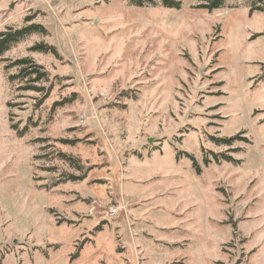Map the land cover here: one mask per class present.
I'll return each instance as SVG.
<instances>
[{
  "label": "rangeland",
  "instance_id": "obj_1",
  "mask_svg": "<svg viewBox=\"0 0 264 264\" xmlns=\"http://www.w3.org/2000/svg\"><path fill=\"white\" fill-rule=\"evenodd\" d=\"M180 1L0 0V31L48 29L3 57L51 87L10 83L0 60V264H264V0Z\"/></svg>",
  "mask_w": 264,
  "mask_h": 264
},
{
  "label": "trees",
  "instance_id": "obj_2",
  "mask_svg": "<svg viewBox=\"0 0 264 264\" xmlns=\"http://www.w3.org/2000/svg\"><path fill=\"white\" fill-rule=\"evenodd\" d=\"M200 3L196 5V8L203 9L208 12H212L217 9H221L225 5L226 0H199ZM261 2V0H259ZM128 3L132 6L136 7H148V6H158L160 3L161 6L169 7V8H177L180 9L182 2L180 0H128ZM251 11L254 10H262L264 11V8L262 7H255L250 6ZM34 18L27 16L25 18V24L22 27L19 28H8L6 31H0V60L2 62H7L8 59H5L3 56L5 53H7L14 45L18 44L28 36H31L32 34H48V29L41 23L33 22ZM31 51H39L43 53H52L56 56H59V52L57 48L52 45L45 42L37 43L30 47ZM17 68V72L14 74H8L7 79L11 82L17 81V82H24L25 85L22 87L26 90H34L38 92H42L46 90V96H48L50 92L51 87H42L38 85L42 81H46L49 78V72L40 64L36 63V61L31 57H23L18 58L13 61L7 62L3 69L5 73L7 74L10 69ZM58 104V103H57ZM11 128L14 130H17V134L20 137H23L26 132V127L18 130L17 125H11ZM245 132H240L236 135L229 136V137H218V136H211V139L214 143L217 145H225V146H232L236 141H244L248 144L252 143V140L244 136ZM65 143H75V140H63ZM58 156L69 162L72 166H76L77 168H80L81 165H77L79 163V159L70 156L66 154L63 151H58ZM179 156V155H178ZM187 157L192 160L193 167H195L196 172L198 174H201V167L198 165L197 160L195 157L189 153H187ZM213 159L217 164H220L222 161L233 163V164H240L241 159H237L230 155L229 153H213ZM211 159L208 156L204 157V163L208 165L211 163ZM82 175H75L72 173L69 174H63L57 179L55 182H53L50 185H40L42 187H48V189L54 188L58 186L60 183L68 182V181H77L81 180ZM97 229H100V227H97ZM84 241L80 245L77 246L76 252L73 254V257H77L80 255L81 250L83 249Z\"/></svg>",
  "mask_w": 264,
  "mask_h": 264
},
{
  "label": "built area",
  "instance_id": "obj_3",
  "mask_svg": "<svg viewBox=\"0 0 264 264\" xmlns=\"http://www.w3.org/2000/svg\"><path fill=\"white\" fill-rule=\"evenodd\" d=\"M111 213H112L113 215H116V214L118 213V208H117V207L112 208V209H111Z\"/></svg>",
  "mask_w": 264,
  "mask_h": 264
}]
</instances>
